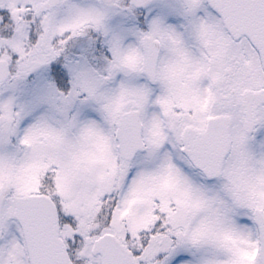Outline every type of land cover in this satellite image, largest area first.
I'll return each instance as SVG.
<instances>
[{
  "label": "snow or ice",
  "instance_id": "snow-or-ice-1",
  "mask_svg": "<svg viewBox=\"0 0 264 264\" xmlns=\"http://www.w3.org/2000/svg\"><path fill=\"white\" fill-rule=\"evenodd\" d=\"M0 264H264V0H0Z\"/></svg>",
  "mask_w": 264,
  "mask_h": 264
}]
</instances>
